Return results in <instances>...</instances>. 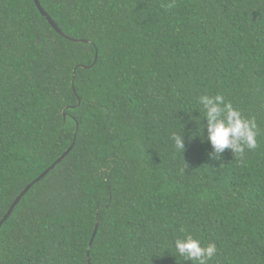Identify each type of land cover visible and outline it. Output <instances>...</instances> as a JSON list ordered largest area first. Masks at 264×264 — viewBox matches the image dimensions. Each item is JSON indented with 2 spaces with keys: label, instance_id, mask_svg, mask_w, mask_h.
<instances>
[{
  "label": "trees",
  "instance_id": "trees-1",
  "mask_svg": "<svg viewBox=\"0 0 264 264\" xmlns=\"http://www.w3.org/2000/svg\"><path fill=\"white\" fill-rule=\"evenodd\" d=\"M38 1L81 41L0 0V220L71 149L1 225L0 264H193L187 235L208 264H264V0ZM205 94L255 149L213 153Z\"/></svg>",
  "mask_w": 264,
  "mask_h": 264
},
{
  "label": "clouds",
  "instance_id": "clouds-1",
  "mask_svg": "<svg viewBox=\"0 0 264 264\" xmlns=\"http://www.w3.org/2000/svg\"><path fill=\"white\" fill-rule=\"evenodd\" d=\"M199 103L203 107V121L207 123V141L212 151L222 157L225 150L233 154H243L245 149L253 150L257 147L256 122L254 119H246L230 103L225 102L223 95H201ZM199 120L196 119V121ZM201 121L197 124H201ZM193 137H202L203 126L198 127ZM175 147L184 151L185 141L183 135L174 136ZM175 250L186 261L193 264H208L216 255L215 244L204 247L201 241L187 235L175 240Z\"/></svg>",
  "mask_w": 264,
  "mask_h": 264
},
{
  "label": "water",
  "instance_id": "water-1",
  "mask_svg": "<svg viewBox=\"0 0 264 264\" xmlns=\"http://www.w3.org/2000/svg\"><path fill=\"white\" fill-rule=\"evenodd\" d=\"M35 3V6L37 8V10L39 11V13L45 17L46 21L49 23V25L53 28V30L60 36H63L64 38L71 40V41H81V40H75L73 38H70L66 35H64L62 33V31L58 28V26L56 25V23L47 15V13L41 8L39 1L38 0H33ZM36 43L37 45L39 44L38 40L36 39ZM81 68H88V67H84L81 66ZM71 147H69L60 157H58V159L49 167L47 168L45 171H43L36 179H34L31 183H29L22 191L21 193L15 198V200L12 202V204L10 205L9 209L7 210V212L5 213V215L3 216V218L0 220V227L3 224V222L5 220H7V218L9 217L10 213L12 212L13 208L16 206V204L20 201V199L23 197V195L31 188V186L35 183H37L39 180H41L51 169H53L70 151ZM96 232V226L95 229L93 231L92 237H94ZM91 243V241H90ZM89 243V244H90ZM88 259V264H89V257H87Z\"/></svg>",
  "mask_w": 264,
  "mask_h": 264
}]
</instances>
